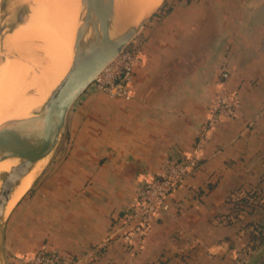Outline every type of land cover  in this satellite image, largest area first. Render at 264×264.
<instances>
[{"label": "crops", "instance_id": "obj_1", "mask_svg": "<svg viewBox=\"0 0 264 264\" xmlns=\"http://www.w3.org/2000/svg\"><path fill=\"white\" fill-rule=\"evenodd\" d=\"M131 47L132 99L86 90L75 101L61 155L7 224L6 255H81L117 231L141 183L193 155L219 81L236 117L210 132L139 249L110 242L89 264H235L248 248L246 264H264V207L234 205L264 190V0H178Z\"/></svg>", "mask_w": 264, "mask_h": 264}, {"label": "bare ground", "instance_id": "obj_2", "mask_svg": "<svg viewBox=\"0 0 264 264\" xmlns=\"http://www.w3.org/2000/svg\"><path fill=\"white\" fill-rule=\"evenodd\" d=\"M21 2L29 4L28 15L23 19L19 9L14 15L17 26L11 22L14 32L5 35L6 51L12 55L14 52V58L11 54L7 56L14 76L7 68L6 56L3 54L0 59V127L6 121L31 118L38 113L77 55L93 39L94 19L86 10V0H82V3L81 0H17V3ZM161 2L114 0L110 35L119 34L128 25L136 27ZM82 6L86 12L85 22ZM78 31L82 33L81 38L76 37ZM52 150L32 162L18 180L5 206L4 215L25 193ZM20 161L19 158L0 161V182L4 174Z\"/></svg>", "mask_w": 264, "mask_h": 264}, {"label": "water", "instance_id": "obj_3", "mask_svg": "<svg viewBox=\"0 0 264 264\" xmlns=\"http://www.w3.org/2000/svg\"><path fill=\"white\" fill-rule=\"evenodd\" d=\"M86 2V10L94 19L93 39L89 46L80 51L38 113L31 118L9 120L0 127V161L8 158L22 160L3 176L0 187L1 221L13 187L23 177L30 164L58 146L72 105L101 71L128 46L137 31L152 16L151 13L136 27H127L123 32L111 36L110 22L114 0ZM81 35V31H78L76 37L81 38ZM0 264H7L1 222Z\"/></svg>", "mask_w": 264, "mask_h": 264}, {"label": "built area", "instance_id": "obj_4", "mask_svg": "<svg viewBox=\"0 0 264 264\" xmlns=\"http://www.w3.org/2000/svg\"><path fill=\"white\" fill-rule=\"evenodd\" d=\"M138 63L137 51L127 46L101 71L87 91L101 93L109 99L129 101L133 94L131 90L133 70ZM237 107V95L217 81L214 98L208 108L193 155L185 162H168L161 174L144 180L133 199L131 213L125 217L117 231L110 233L100 243L81 255L59 251H37L24 259H19L16 264H89L100 256L110 242H119L127 247L131 254L137 251L149 232L153 220L169 211V200L184 179L198 166L197 154L210 132L217 124L235 118ZM253 252L251 248L245 249L239 257L235 258V264H246Z\"/></svg>", "mask_w": 264, "mask_h": 264}, {"label": "rangeland", "instance_id": "obj_5", "mask_svg": "<svg viewBox=\"0 0 264 264\" xmlns=\"http://www.w3.org/2000/svg\"><path fill=\"white\" fill-rule=\"evenodd\" d=\"M81 3H82V0H81ZM163 5H164V1L162 0L160 6L152 13L153 18L156 17V15H158L160 13L161 7H163ZM28 6H29V4H27V3H23V2L17 3V0H0V59L2 58L3 54L6 56V65H7V68L11 71L12 76H14V73H13L11 67L9 66L8 59H7V56L9 54H11V53L6 51L5 35H9V34L14 32L15 28H14V26H12L11 22L12 21L15 22V26H17V23H16V20L14 18L15 17L14 15H16V13H17V11L19 9H20L19 10L20 11V16H22L23 19H25L27 17L28 10H29ZM82 9H83V14H84V22H85L86 12H85V9L83 8V6H82ZM143 26H144V24H143ZM141 29L142 28H140L137 31V34L141 31ZM124 30L125 29H123L122 31H124ZM20 35H21V33H19V36ZM128 46L131 47V42L128 44ZM11 56L14 58V52H13V55L11 54ZM65 138H66L65 137V133H63V135H62V137H61V139H60V141L58 143V146L52 150L50 156L45 161V163H44L41 171L39 172V174L31 181V183L29 184L28 188L25 190V193L16 201V203L9 210V212L4 215L3 220L2 221L0 220L1 228H2V234H3V241H4V234L6 232L7 224L9 223V220L12 217L15 209L17 207H23V205H27L29 203V199H30L31 195H33V193L35 192L36 184L40 181V179H42L44 177V175L47 172V170L56 161V158L61 155L60 146L62 145V141L65 140ZM1 184H2V180L0 182V187H1ZM29 255H31V253L19 255L20 256L19 257V256L16 255V253H12V254L7 253L6 261H7V264H16V263H18L19 259H21V258L24 259L25 257H27Z\"/></svg>", "mask_w": 264, "mask_h": 264}, {"label": "trees", "instance_id": "obj_6", "mask_svg": "<svg viewBox=\"0 0 264 264\" xmlns=\"http://www.w3.org/2000/svg\"><path fill=\"white\" fill-rule=\"evenodd\" d=\"M176 1L178 0H164V5L163 7H161L162 11L160 10V13L170 11ZM260 182H264V175L262 177V180H260ZM246 191L247 192H245V196L236 200L237 202H235L234 204L237 210L241 211V210H245L246 208H248L251 211H253L257 207H264V190L257 188V189H250Z\"/></svg>", "mask_w": 264, "mask_h": 264}]
</instances>
